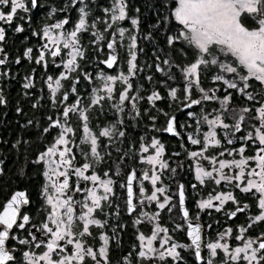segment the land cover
<instances>
[{
	"label": "snow or ice",
	"instance_id": "snow-or-ice-1",
	"mask_svg": "<svg viewBox=\"0 0 264 264\" xmlns=\"http://www.w3.org/2000/svg\"><path fill=\"white\" fill-rule=\"evenodd\" d=\"M153 7L155 22L143 32L140 10L129 15L127 0H108L107 6L97 0H0V45L7 42L9 29L19 34L25 31L23 24L29 25L37 43L25 46L22 57L42 69L43 77L31 108L47 109L43 123L33 116L19 125L21 130L34 128L35 139L18 133L11 143L18 157L23 148L25 164L29 150L40 144L30 160L43 178L36 209L40 220L34 224L25 207L30 204L25 190H12L0 202V264H110V240L116 239L117 228L127 227L119 220L122 213L130 218L137 243L117 264H188L180 249L194 257V264H264V231L248 234L264 223V0H158ZM33 10H42L36 28L30 22ZM141 41L152 52L138 62L145 53ZM122 52L127 54L126 71L119 66ZM20 63V56L9 61L0 46V79H15L8 65ZM84 64L96 69L94 78ZM97 65L116 68L108 74ZM36 71L32 67L22 78L25 97L33 96ZM141 74L148 87L140 82ZM141 101L147 107L141 108ZM157 102H167L172 111ZM7 104L0 89V108ZM15 112H22L19 104ZM106 114L113 119L100 126ZM129 128L138 134L133 137ZM157 134L174 137L180 151L169 153ZM249 148L251 154H246ZM185 163L194 192L212 185L207 196L195 200V220L186 207V185H172ZM104 164L109 166L102 168ZM18 174L25 175L24 167ZM117 183L122 197L115 191ZM235 190L255 201V213ZM145 205L154 209L145 210ZM206 210L227 221L243 214L246 222L225 225L206 241L200 222ZM164 212L171 232L160 223ZM141 224L150 225V232L141 231ZM106 229L114 235L109 237ZM173 233H183L186 242Z\"/></svg>",
	"mask_w": 264,
	"mask_h": 264
},
{
	"label": "flooded vegetation",
	"instance_id": "flooded-vegetation-1",
	"mask_svg": "<svg viewBox=\"0 0 264 264\" xmlns=\"http://www.w3.org/2000/svg\"><path fill=\"white\" fill-rule=\"evenodd\" d=\"M87 2V0H86ZM97 2L100 5L103 6H107L108 0H97ZM128 3V14L129 15H133V9L134 8H139L140 10V28L143 32H146L148 30V27L150 24L155 22L156 16H155V8L153 7L155 5L154 1H150V7L149 10L146 11L145 9V5L142 8L141 5L142 3L140 2V0H127ZM42 10H33L29 15L31 18V27L36 28L39 27V24L42 22V15H41ZM96 15H102V13L99 12V10L96 11L95 13ZM6 29L9 28L8 25H3ZM15 26V21L13 23V25L11 26L12 28H14ZM25 28V31L19 34H14L11 29L8 30L7 32V36H6V40L7 42L0 45L4 48V51L8 53L9 56V61L15 59L16 56H20L21 57V63L19 65H13V64H9L8 67L10 68V76L11 74L14 72L15 73V79H9V80H3L0 79V89H3V93L6 95V98L8 99V88L9 87H18L21 90V93H23V89H21L20 84L22 82V78L23 76L28 73L32 67H37V71L34 74V79L36 81V87L31 89V92L33 93V96H31V98L34 99L36 94L38 93V90H40L42 88V69H40L38 66L34 65V64H29L28 61L24 60L22 57V52H23V48L25 46H35V44L37 43L36 39L30 36V31H29V25L27 24H23L22 25ZM123 26L124 27H129L128 22L124 21L123 22ZM102 27V25H101ZM24 36H28L29 39L27 41H24ZM87 41V37L85 38V42ZM142 42L145 41H141L140 45ZM144 47V45H142ZM103 52H107V49L104 48L102 50ZM152 50H149V53H151ZM35 54V53H33ZM91 55V52L89 51V56ZM96 55L99 57L101 54L100 53H96ZM146 55V48H145V53L144 54H140L138 56V59H140L142 56ZM103 58H106L103 57ZM127 58V54L126 52H122L121 53V63H120V67H122L124 69V71H126V64L123 63L124 60H126ZM83 67H85L90 73H92L93 78L95 77V68L90 67L87 64H84ZM96 67H98L99 69H102L103 71H105L108 74H114L115 68L116 66L114 65L113 69H107L104 67V65H97ZM0 70H2V68H0ZM52 72H54L53 69H51V67L49 68V73L51 74ZM141 77V76H140ZM142 83V81H140ZM146 82V81H145ZM65 83H67V81H65ZM136 81L133 80V84H135ZM144 84V83H143ZM145 87L147 84H144ZM205 86L206 82H205ZM81 87H83V85H81ZM117 89H119V85L116 86ZM43 92L45 93V97H46V93H47V89L43 88L42 89ZM117 95H118V91H117ZM42 103H46L47 104V99H44L42 101ZM158 104H160L161 107H164L167 111H172V109L168 108L167 106V102L164 103H160L157 102ZM236 103H242V101L240 99L236 100ZM143 107H147V104L145 101H141V108ZM174 107V106H173ZM99 109H97V112L99 113ZM179 115V114H178ZM111 119H113L112 116L110 115H105L100 117L99 119V124L100 126H103L104 123L106 121H110ZM181 120H185L187 119L186 117L181 116L180 117ZM145 123H148V121L145 119L144 121ZM76 121L73 120V124H75ZM94 123H96L94 121ZM0 127H8V104L6 107L0 108ZM129 132L132 133L133 137H135L138 134V130H133L131 128L128 129ZM159 136L162 137V142L166 145V148L168 149V152L170 153L173 149L176 151H180L179 148V141H177L174 137H169L167 136V134H157ZM103 140V138H101ZM12 143V141H10ZM11 143L8 144V129L7 130H0V160L3 161V164H0V202H4L7 199V196L10 194V192L12 190H25L26 191V196L29 198L30 204L25 206L29 211L32 212L33 214V223L34 224H38L39 220H40V216L37 215L36 213V209L40 207L41 204V199L39 196V191H40V187L43 183V178L42 176L39 175V170H38V166H34V172H35V177H32L31 180L29 179V171H28V167L27 165H23L24 167V171H25V175L23 177H21L20 175H17L15 180L12 178L11 174L8 173V165H10L11 162H8V149H11ZM185 143H187L185 141ZM192 147V146H189ZM246 154H251V148H249L246 152ZM115 155V153L113 154ZM168 158V154H166V157ZM172 159H183V157L180 158H175L173 157ZM110 163V162H109ZM109 166V164H104L101 167L102 168H107ZM141 166L137 165V169H139ZM126 171L128 169H125ZM102 174V172H101ZM176 181H179L181 183H184L186 185V207L190 210V212L192 213L193 216V220H195V213L198 211L195 208V200L201 198V196H207L210 188L212 187V185H209L208 188H204V189H197V192H194L193 189L191 187H189V183H195L194 179L192 178L191 173L188 170V164L185 163L184 164V170L183 172H179L178 171V175L176 176L175 180L172 181V185L174 186ZM165 184H168L169 181L165 180L164 181ZM147 184V182H145ZM81 187H84V184H81ZM149 191L151 186L147 185ZM115 191L117 193L118 197H122L123 194V190H121L119 188V184L117 183L116 187H115ZM235 196L237 197V199H239L242 203L243 202H247L249 203L252 207H251V211L253 213H255L257 211V209L255 208V201L247 194H242L239 192V190H235L234 192ZM169 195H172V191H169ZM75 198L77 200L82 199V194H74ZM151 207L154 209V205L148 206L145 205V210H148V208ZM232 205L230 203H228L226 205V208H231ZM121 208H123V204H121ZM2 209V206H0V211ZM75 211H79L78 209H76ZM209 210H206L204 213L200 214V222L203 225V232L205 233L204 239L207 240H212L215 239L217 233L222 230V228L225 225L228 226H232L235 227V225L246 222L245 221V217L243 214H238L237 217H234L233 220L231 221H227L226 218L221 215L220 213H215L214 211H212V215L210 216L208 214ZM177 213L178 210H174L173 212V216L177 217ZM97 215H99L97 213ZM102 218V217H100ZM217 219L219 220V223H217ZM119 220L121 222H124L127 224L126 229H124L123 231H121L119 228H117L116 233V239L115 240H110V253H109V259H110V264H117L119 257L124 254L127 253L129 251V249L131 248V246L135 243H137L135 241V230L133 229V227L131 226V220L130 218L125 215V214H121V216L119 217ZM160 223L165 224L167 227H169V230L171 232V221L169 220V214L167 212H164L160 218ZM208 225H211V228L208 227ZM110 227V225H109ZM140 228L141 231H144L145 233L150 232V225L147 224H141L138 226ZM23 231V230H21ZM92 231L94 233L98 232L97 229L92 228ZM264 231V223L260 224V225H254L253 228L249 231V235L251 236H257L259 235L260 232ZM32 232L39 237V233L35 232V229H32ZM107 235L109 237H112L114 235L113 232L109 231L106 229ZM25 236H27V233H24ZM174 238L179 241V242H186V237L183 235V233H173ZM29 239H31V237H28ZM91 242V241H89ZM98 243V241H97ZM231 243L235 244L237 243L234 240V237L231 239ZM8 247H12L13 246V242L9 241L7 244ZM19 247V246H17ZM25 248H27L28 246L25 245ZM42 249H37V251H41ZM181 252L182 257L184 258L185 261L188 262V264H194V257L192 255H190L189 253L185 252L183 249L179 250ZM204 252V254L206 255V249L202 250ZM15 256L17 259H20V253L16 252ZM203 264V262H202Z\"/></svg>",
	"mask_w": 264,
	"mask_h": 264
},
{
	"label": "trees",
	"instance_id": "trees-1",
	"mask_svg": "<svg viewBox=\"0 0 264 264\" xmlns=\"http://www.w3.org/2000/svg\"><path fill=\"white\" fill-rule=\"evenodd\" d=\"M150 1H154L155 5L158 4V0H140L142 3L141 7L143 8L145 5V10L148 11L150 7ZM160 43H163L161 40ZM144 45L146 48V55L142 56L140 59H146L147 57L151 56L149 50H152V47L147 44V42H142L141 46ZM139 62V59H138ZM145 69L148 70V65L145 64ZM151 74H153L155 80L161 79L158 73H155L154 68L149 70ZM143 74H141L140 81L142 83L147 84V82L143 81L142 79ZM159 88V84L156 85ZM148 87V85H146ZM161 94H166L163 88H159ZM46 99V98H45ZM33 98L25 97L22 95L21 90L18 87H9L8 88V127H0V130H7L8 129V144L10 141H14L18 133H22L25 138L28 139H35V129L31 130H21L19 125L24 123L26 119H31L33 116L39 117L41 119V123H43V114L47 111L46 108H38L33 110L31 108V102ZM19 104L22 109L21 114L17 115L15 112V107ZM46 104V103H44ZM35 123V121H34ZM50 139V137H49ZM40 144L37 142L34 144L33 148L29 150V162L25 164L24 159L22 158L24 155L23 148L20 149V156L18 157L16 154V150L8 149V162H11L8 165V173L11 174L12 178L15 180L18 174V168L23 167V165H27L29 171V179L31 180L32 177H35L34 166L31 164L30 160L32 158V153H34L35 148H39Z\"/></svg>",
	"mask_w": 264,
	"mask_h": 264
},
{
	"label": "water",
	"instance_id": "water-1",
	"mask_svg": "<svg viewBox=\"0 0 264 264\" xmlns=\"http://www.w3.org/2000/svg\"><path fill=\"white\" fill-rule=\"evenodd\" d=\"M110 70V69H109ZM1 211H2V209H1Z\"/></svg>",
	"mask_w": 264,
	"mask_h": 264
}]
</instances>
